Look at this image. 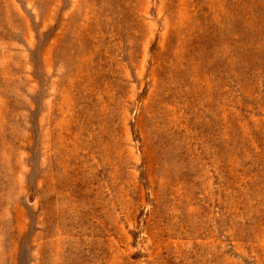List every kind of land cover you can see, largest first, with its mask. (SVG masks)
<instances>
[{
  "label": "rangeland",
  "instance_id": "1",
  "mask_svg": "<svg viewBox=\"0 0 264 264\" xmlns=\"http://www.w3.org/2000/svg\"><path fill=\"white\" fill-rule=\"evenodd\" d=\"M0 264H264V0H0Z\"/></svg>",
  "mask_w": 264,
  "mask_h": 264
}]
</instances>
